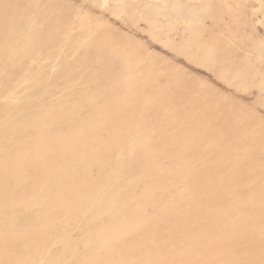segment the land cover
<instances>
[{"label":"rangeland","instance_id":"1","mask_svg":"<svg viewBox=\"0 0 264 264\" xmlns=\"http://www.w3.org/2000/svg\"><path fill=\"white\" fill-rule=\"evenodd\" d=\"M180 1L0 0V264H264V0Z\"/></svg>","mask_w":264,"mask_h":264},{"label":"bare ground","instance_id":"2","mask_svg":"<svg viewBox=\"0 0 264 264\" xmlns=\"http://www.w3.org/2000/svg\"><path fill=\"white\" fill-rule=\"evenodd\" d=\"M182 1V0H181ZM180 1V2H181ZM192 3V2H191ZM165 4V3H164ZM214 5V4H213ZM213 5H212V8H213ZM135 6V5H134ZM152 7V6H151ZM204 7V6H203ZM216 8V7H215ZM214 8V9H215ZM199 9V8H198ZM171 10V9H170ZM184 10H186V9H184ZM189 10H191L192 11V9H189ZM211 10V9H210ZM216 11V10H215ZM254 12V11H253ZM191 13H193V12H191ZM170 14V13H169ZM172 14V13H171ZM194 14V13H193ZM201 14V13H200ZM200 14H198V15H200ZM253 14V13H252ZM201 15H203V14H201ZM205 16V15H204ZM187 17V16H186ZM189 30V29H188ZM177 46V45H176ZM174 47V46H173ZM226 77V76H225ZM40 120H41V117H40ZM40 125V124H39ZM42 146V145H41ZM37 149H39V148H37ZM6 154V153H5ZM30 155V154H29ZM55 155V154H54ZM13 156H15V155H13ZM32 156V155H31ZM64 156V155H63ZM42 158V157H41ZM180 158V157H179ZM155 160V159H154ZM160 160V159H159ZM23 162V161H22ZM35 162H37V161H35ZM24 163V162H23ZM26 165V164H25ZM35 165H37V164H35ZM45 165V164H44ZM26 167H27V165H26ZM38 167V166H37ZM35 168V167H34ZM42 168V167H41ZM4 169V168H3ZM77 169V168H76ZM30 170H32V169H30ZM60 172V171H59ZM89 172V171H88ZM5 173H6V171H5ZM10 173V172H9ZM9 173H7V174H9ZM21 197V196H20ZM19 197V198H20ZM18 199V198H17ZM21 199H23V198H21ZM22 203H24V202H22ZM22 205V204H21ZM206 215V214H205ZM141 228V227H140ZM126 239V238H125ZM110 247V246H109ZM115 263V262H114Z\"/></svg>","mask_w":264,"mask_h":264}]
</instances>
